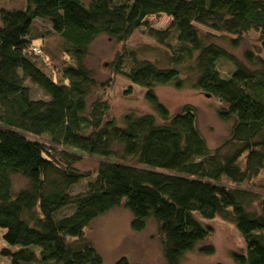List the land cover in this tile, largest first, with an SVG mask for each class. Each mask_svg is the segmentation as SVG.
Returning <instances> with one entry per match:
<instances>
[{"label": "trees", "instance_id": "trees-1", "mask_svg": "<svg viewBox=\"0 0 264 264\" xmlns=\"http://www.w3.org/2000/svg\"><path fill=\"white\" fill-rule=\"evenodd\" d=\"M158 15L167 26L151 23ZM136 30L155 43L129 45ZM252 32L259 50L245 49L241 60L211 40L238 46ZM99 35L119 45L107 81L85 63ZM117 74L144 90L149 112L114 116L94 93ZM186 77L219 100L218 115L230 122L213 149L193 105L173 113L154 91L181 88ZM81 153L98 158L92 175L74 167ZM14 176L24 183L17 190ZM261 177L264 0H25L23 8H0V253L10 264H103L85 229L119 206L133 231L155 224L165 264L213 252L204 243L212 226L201 219L215 216L242 236L233 264H264ZM257 178L258 189L240 185ZM114 264L137 263L122 256Z\"/></svg>", "mask_w": 264, "mask_h": 264}, {"label": "rangeland", "instance_id": "rangeland-1", "mask_svg": "<svg viewBox=\"0 0 264 264\" xmlns=\"http://www.w3.org/2000/svg\"><path fill=\"white\" fill-rule=\"evenodd\" d=\"M25 0H0V8L12 9L23 8ZM151 23L156 27H165L168 18L165 15L153 16ZM41 31L49 29V23L46 20L36 18L33 21ZM219 41L230 53L241 60L245 49L251 48L259 50L257 34L253 32L245 36L238 46L230 45L227 38L211 39ZM35 43H42L35 41ZM114 40L106 35L97 36L90 45V55L85 63L94 71L95 77L100 81H107L112 74L110 62L115 57L116 50L119 48ZM152 45L155 42L142 31L136 30L128 39L130 45ZM36 53L40 49L36 46ZM124 59V58H123ZM220 65L228 70L230 62L220 61ZM233 67V66H232ZM224 71V70H223ZM192 77L184 78V85L176 88L171 85L156 86L154 91L160 101L173 113L180 112L183 105L191 104L196 110V121L198 129L204 136L209 149L215 148L228 137L230 122L222 120L218 115V107L221 106L219 100L214 96L200 91L193 86ZM103 83V82H102ZM102 93L105 100L111 105L114 116H119L127 111H136L145 113L150 111V107L144 98V90L139 86L133 85L122 75H114L113 81L106 87L94 89ZM35 97H43L45 94L40 90L33 88ZM81 159L74 163V167L82 172L93 174L98 165V158L81 153ZM264 180V177H261ZM222 184H229L221 181ZM259 178L254 179L252 184H240L257 188ZM23 180L19 176L13 177V190H17L23 185ZM233 185V184H231ZM254 185V186H253ZM80 186L77 187L79 189ZM258 189V188H257ZM264 192L263 190H259ZM254 209V206H251ZM130 213L122 207H115L104 214L93 219L85 229L86 236L93 242L96 250L103 258V264H114L120 257L127 258L129 263L137 264H165L161 254L160 242L156 236L155 224L150 222L147 227L140 232H135L130 228ZM203 223L212 226V234L206 239V245L213 246V252L210 254L192 251L187 253L180 264H233L231 253L240 251L244 248V242L236 226L220 216L211 219H201ZM3 230L0 228V250L6 246L2 239ZM0 264H10L7 256L0 253Z\"/></svg>", "mask_w": 264, "mask_h": 264}, {"label": "bare ground", "instance_id": "bare-ground-1", "mask_svg": "<svg viewBox=\"0 0 264 264\" xmlns=\"http://www.w3.org/2000/svg\"><path fill=\"white\" fill-rule=\"evenodd\" d=\"M222 59V58H221Z\"/></svg>", "mask_w": 264, "mask_h": 264}]
</instances>
